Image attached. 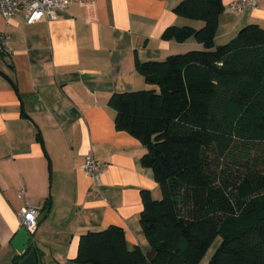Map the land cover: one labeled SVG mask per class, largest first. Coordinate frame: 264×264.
I'll list each match as a JSON object with an SVG mask.
<instances>
[{
    "label": "crops",
    "instance_id": "obj_1",
    "mask_svg": "<svg viewBox=\"0 0 264 264\" xmlns=\"http://www.w3.org/2000/svg\"><path fill=\"white\" fill-rule=\"evenodd\" d=\"M181 1L73 3L30 25L22 12L7 24L0 16L10 50L0 51V264L20 259L12 240L25 202L39 217L47 209L28 242L39 264H79L80 236L110 226L123 230L129 250H152L139 224L140 194L159 199L160 191L152 171L140 165L145 148L115 129L108 101L116 93L156 89L136 73V58L162 61L203 49L193 39L161 38L170 26H203L173 13ZM221 1L225 8L233 0ZM251 24L264 29V0L240 15L223 11L215 46ZM89 153L107 165L99 196L83 172Z\"/></svg>",
    "mask_w": 264,
    "mask_h": 264
},
{
    "label": "trees",
    "instance_id": "obj_2",
    "mask_svg": "<svg viewBox=\"0 0 264 264\" xmlns=\"http://www.w3.org/2000/svg\"><path fill=\"white\" fill-rule=\"evenodd\" d=\"M223 11L221 0L179 2L173 13L203 26H170L161 38L193 39L203 49L136 58V73L156 89L108 101L115 129L145 148L140 165L160 191L157 200L140 194L139 224L153 262L110 226L80 236L77 263L199 264L220 236L207 264H264V29L244 26L215 46Z\"/></svg>",
    "mask_w": 264,
    "mask_h": 264
},
{
    "label": "built area",
    "instance_id": "obj_3",
    "mask_svg": "<svg viewBox=\"0 0 264 264\" xmlns=\"http://www.w3.org/2000/svg\"><path fill=\"white\" fill-rule=\"evenodd\" d=\"M93 0H0V16L4 24H7L17 13L22 12L26 24L30 25L41 19H51L55 14L62 11L73 3H88ZM261 0H233L226 5L224 11L240 15L245 11L259 7ZM9 37L0 35V51L9 53ZM107 165L105 162L96 160L91 153L85 156L83 163L84 175L91 181V189L95 196L100 195L99 180ZM24 191L18 193L19 198L24 197ZM39 209L30 206L27 202L18 211L20 226L30 237L36 230Z\"/></svg>",
    "mask_w": 264,
    "mask_h": 264
},
{
    "label": "water",
    "instance_id": "obj_4",
    "mask_svg": "<svg viewBox=\"0 0 264 264\" xmlns=\"http://www.w3.org/2000/svg\"><path fill=\"white\" fill-rule=\"evenodd\" d=\"M46 210L40 215L38 220L43 219L45 217ZM28 242L29 236L26 234L23 228H20L12 240V245L16 249L17 253L20 255V259L18 262H16V264H39L35 249L31 248L27 250ZM144 255L148 263L153 262L155 255V252L153 250L147 251Z\"/></svg>",
    "mask_w": 264,
    "mask_h": 264
},
{
    "label": "rangeland",
    "instance_id": "obj_5",
    "mask_svg": "<svg viewBox=\"0 0 264 264\" xmlns=\"http://www.w3.org/2000/svg\"><path fill=\"white\" fill-rule=\"evenodd\" d=\"M220 243H221V237L218 236L213 242V244L210 246V248L208 249V251L206 252V254L204 255V257L202 258L199 264H207L210 258L212 257V255L214 254L215 250L217 249V247L220 245Z\"/></svg>",
    "mask_w": 264,
    "mask_h": 264
}]
</instances>
